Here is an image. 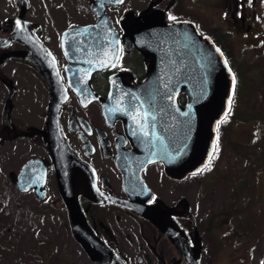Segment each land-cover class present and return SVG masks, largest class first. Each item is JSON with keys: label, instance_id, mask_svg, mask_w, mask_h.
<instances>
[{"label": "flooded vegetation", "instance_id": "1", "mask_svg": "<svg viewBox=\"0 0 264 264\" xmlns=\"http://www.w3.org/2000/svg\"><path fill=\"white\" fill-rule=\"evenodd\" d=\"M128 1L106 4L118 49L102 68H88L77 67L80 62L72 67L65 47L79 46L85 37L76 32L97 23L100 0H0V90L6 100L0 116V142L28 137L42 151L9 170L13 204L16 208L23 203L27 206L26 219L32 225L51 217L56 220L62 237L71 243L69 252L61 255L71 258L67 264H217L220 255L209 236L211 222L223 215L206 212L209 186L205 171L210 163L198 172L172 176L158 161L137 175L139 164L127 161L134 144L126 121L121 115L106 116L103 101L114 88L134 86L148 76L151 57L137 47L130 33L145 14L161 12L168 22L189 20L200 33L207 34L189 2L197 9L211 4L222 17L226 13L236 34H241L253 29L257 11H250L253 0H145L140 9L130 7ZM212 34L213 30L209 35L214 38ZM150 53L159 57L157 52ZM86 77L88 86L69 84ZM49 80L62 81L67 89L58 120L63 144L69 150L59 163V178L43 139L51 95ZM31 86L36 90L43 87V124L22 130L13 115L29 107L26 97L34 94L28 91ZM178 101L181 106L186 104L184 91ZM238 122V106L232 101L230 111L218 124L216 145L219 140L226 142ZM38 136L41 143L34 139ZM33 157L42 159L35 170H45L43 199L36 186L18 191L10 177L11 173L18 176ZM51 246L46 253L48 261L54 253Z\"/></svg>", "mask_w": 264, "mask_h": 264}, {"label": "water", "instance_id": "2", "mask_svg": "<svg viewBox=\"0 0 264 264\" xmlns=\"http://www.w3.org/2000/svg\"><path fill=\"white\" fill-rule=\"evenodd\" d=\"M121 2L100 0L96 7L97 23L76 32L85 37L80 41L81 48L66 45L72 67L77 66L74 62H80L77 67L102 68L110 54L118 49L114 24L105 6ZM130 33L137 47L151 57L148 76L134 86L118 90L113 87L109 98L103 101L106 116L121 115L126 121L134 144L127 161L139 164L137 175L148 164L158 161L165 164L172 176L198 172L210 161L218 124L230 110L236 90L235 73L223 50L209 35L200 33L192 21L167 22L163 13L154 11L133 24ZM150 52H157L159 57ZM80 74L88 75L85 71ZM48 84L51 95L43 139L49 146L59 178V163L69 150L63 144L58 120L67 89L62 81L49 80ZM69 84L74 88L88 86L89 78L70 80ZM182 91L187 97L184 106L178 101ZM121 160L124 162L125 157ZM39 161L42 159L38 157L29 159L18 176L11 173L10 177L18 191L26 192L36 186L43 199L45 170H35ZM69 206L73 216L74 208Z\"/></svg>", "mask_w": 264, "mask_h": 264}, {"label": "rangeland", "instance_id": "3", "mask_svg": "<svg viewBox=\"0 0 264 264\" xmlns=\"http://www.w3.org/2000/svg\"><path fill=\"white\" fill-rule=\"evenodd\" d=\"M144 1L129 0L128 3L140 9ZM189 8L195 10L205 33L213 30L217 35H221L219 31L231 34L233 54L258 80L248 97L236 103L239 122L226 142H217L205 171L209 186L206 212L223 215L211 222L209 240L216 243L220 255L217 264H264V0H253L249 4L250 11H257L258 20L253 29L241 34H236L226 13L222 17L211 4L198 10L190 1ZM42 89V86L37 90L28 87V91L34 93L26 97L29 107L13 115L19 129L42 126ZM5 101V92L0 90V116ZM34 139L42 142L39 136ZM30 140L22 137L19 141L0 142V223L4 227L0 233V264H67L71 258L61 255L69 252L71 243L62 237L63 231L56 220L51 217L32 225L26 219L27 206L23 203L16 208L13 204L15 192L9 170L18 168L31 154L42 153ZM52 237L55 241H50ZM48 245L54 250L49 261Z\"/></svg>", "mask_w": 264, "mask_h": 264}, {"label": "trees", "instance_id": "4", "mask_svg": "<svg viewBox=\"0 0 264 264\" xmlns=\"http://www.w3.org/2000/svg\"><path fill=\"white\" fill-rule=\"evenodd\" d=\"M219 32L221 33V35H217L218 32H214L212 35L214 37L213 39L224 50V53L228 57L230 64L235 72L237 85L235 93L236 100H234V103L236 105L238 101H242V99H246V97H248L249 92L253 90L254 83L258 80H256L250 75L248 66L245 63H240L241 59H239L237 55L233 54L235 49L232 47L231 44V34L229 32L226 33L225 31ZM3 231L4 227L0 223V233Z\"/></svg>", "mask_w": 264, "mask_h": 264}, {"label": "snow or ice", "instance_id": "5", "mask_svg": "<svg viewBox=\"0 0 264 264\" xmlns=\"http://www.w3.org/2000/svg\"><path fill=\"white\" fill-rule=\"evenodd\" d=\"M114 2H121V0H114ZM16 23H17V26H20V21H17ZM133 119L135 120L136 117H133ZM145 135H147V133H145Z\"/></svg>", "mask_w": 264, "mask_h": 264}]
</instances>
